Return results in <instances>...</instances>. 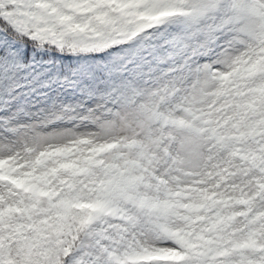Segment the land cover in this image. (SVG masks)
<instances>
[{
  "label": "snow or ice",
  "instance_id": "snow-or-ice-1",
  "mask_svg": "<svg viewBox=\"0 0 264 264\" xmlns=\"http://www.w3.org/2000/svg\"><path fill=\"white\" fill-rule=\"evenodd\" d=\"M0 264H264V0H0Z\"/></svg>",
  "mask_w": 264,
  "mask_h": 264
}]
</instances>
